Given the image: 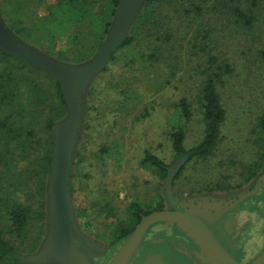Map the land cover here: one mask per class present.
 Listing matches in <instances>:
<instances>
[{
  "label": "rangeland",
  "instance_id": "374dc122",
  "mask_svg": "<svg viewBox=\"0 0 264 264\" xmlns=\"http://www.w3.org/2000/svg\"><path fill=\"white\" fill-rule=\"evenodd\" d=\"M54 2L0 0V8L9 27L16 31L27 29L28 44L65 62L81 64L89 60L97 51L89 23L83 22L69 36H56L53 40L43 27L39 28ZM106 5L107 0H97L92 11L101 15ZM195 26L188 27L186 39L177 44V47L181 43L186 46L173 75L166 64L147 66L140 51L143 43L134 44L119 50L87 91L83 128L73 161L71 192L82 233L95 238L93 241L97 243V239L112 247L120 243L116 240L118 231L133 223L128 209L131 203H137L147 212L164 205V189L169 186L143 159L149 153L166 164L173 162L170 123L176 117L182 97L187 98L193 111L185 123L186 147L196 145L204 135L197 98L204 84L206 66L204 57L189 52ZM76 31L82 35L73 42L71 36ZM217 39L213 43L217 46L214 52L227 57L232 66L231 72L217 85L226 116L215 152L206 159L190 160L171 183L179 194L212 188H243L253 180L251 177L244 181L250 174L247 169L252 170L259 160L255 138L264 114V58L258 55V50L264 46V28L254 37L222 32ZM42 81L51 98L58 100L54 84L48 79ZM39 129L43 128L39 125ZM15 196L23 204L32 206L26 235L16 234L9 217L2 215L0 230L22 253H33L47 233V223L39 215V184L31 182ZM237 206L235 237L239 246L236 252L246 264L264 250V186L244 197Z\"/></svg>",
  "mask_w": 264,
  "mask_h": 264
},
{
  "label": "trees",
  "instance_id": "16d2710c",
  "mask_svg": "<svg viewBox=\"0 0 264 264\" xmlns=\"http://www.w3.org/2000/svg\"><path fill=\"white\" fill-rule=\"evenodd\" d=\"M118 1L107 0L105 10L99 15L92 11L97 0H55L48 15L41 20L39 28L43 27L45 34L50 35L49 39L53 40L56 36H69L70 31L87 22L94 31L95 48L98 49L108 33ZM0 13L3 15L1 8ZM194 24L196 26L192 28L189 52L204 57L206 66L203 70L204 84L197 98L204 123V135L196 145L186 147L185 123L192 117L193 111L187 98L182 97L177 104L176 117L170 123L173 162L166 164L149 153L143 159L144 164L153 167L165 179L168 167L186 157L172 183L190 160L211 156L220 140L226 110L217 85L223 81L225 74L231 72L232 66L227 57L214 52L217 46H213V43H217L222 32L247 38L258 35L264 28V0H145L126 40L110 58L112 61L119 50L143 43L140 51L147 66L166 64L173 75L181 61L182 49L186 46L181 43L177 47V44L184 42L189 32L187 28ZM9 29L25 42L30 38L27 29ZM81 31H76L71 36L73 42L82 35ZM258 55L264 58V46L260 47ZM43 79L54 84L58 100L51 98ZM67 114L68 107L60 84L54 77L25 59L0 50V215L9 217L14 232L20 236L26 235L32 206L23 204L15 194L31 182L39 184V215L44 219L45 225L47 223V187L54 145L52 126ZM41 141L42 144L38 146ZM255 144L259 160L252 170L247 169L250 174L246 175L244 181L254 177L264 163V114L258 123ZM30 161L33 162L28 165ZM128 209L133 223L120 228L117 241L134 229L140 219V212L148 213L137 203H131ZM24 255L0 230V264H26L22 259Z\"/></svg>",
  "mask_w": 264,
  "mask_h": 264
},
{
  "label": "water",
  "instance_id": "95a60500",
  "mask_svg": "<svg viewBox=\"0 0 264 264\" xmlns=\"http://www.w3.org/2000/svg\"><path fill=\"white\" fill-rule=\"evenodd\" d=\"M144 3L145 0H119L104 40L96 53L81 64L56 59L27 44L9 29L0 13V50L29 61L54 77L60 84L68 107L67 116L52 126L54 145L47 187V233L37 251L22 257L28 264H96L87 250L97 242L82 233L73 204L71 176L75 150L83 128L87 91L95 77L107 66L113 52L126 40ZM185 160L186 157L168 167L166 186L171 185ZM254 191L256 189L247 193L250 195ZM160 221L175 223L185 231L212 263L239 264L203 220L190 212L171 210H154L142 216L110 264H129L146 230ZM250 264H264V250Z\"/></svg>",
  "mask_w": 264,
  "mask_h": 264
},
{
  "label": "flooded vegetation",
  "instance_id": "af4514ba",
  "mask_svg": "<svg viewBox=\"0 0 264 264\" xmlns=\"http://www.w3.org/2000/svg\"><path fill=\"white\" fill-rule=\"evenodd\" d=\"M263 186L264 163L250 184L243 188H212L193 194H179L170 185L164 189V205L155 210L190 212L199 217L206 223L231 256L239 264H244L242 263V257L236 252L239 246L237 237H235L237 230V225L235 224L236 215L238 214L237 205L248 195L247 192L253 189L257 190ZM144 215L146 214L140 212V219ZM131 232L127 236H123L119 240L120 243H117L115 247H112V244H107L97 239L98 243L90 246L87 253L94 258L96 264H110L117 250L129 237ZM88 237L92 241L96 240L90 236ZM73 243L78 245L76 241ZM129 264L219 263L217 261L212 263L208 255L202 252L199 244L175 223L160 221L152 224L146 230Z\"/></svg>",
  "mask_w": 264,
  "mask_h": 264
}]
</instances>
